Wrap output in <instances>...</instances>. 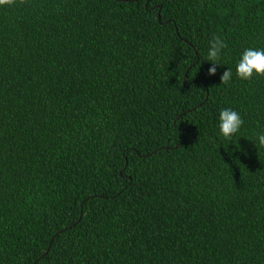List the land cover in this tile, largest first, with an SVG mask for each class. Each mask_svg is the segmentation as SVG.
Returning <instances> with one entry per match:
<instances>
[{
  "label": "trees",
  "instance_id": "trees-1",
  "mask_svg": "<svg viewBox=\"0 0 264 264\" xmlns=\"http://www.w3.org/2000/svg\"><path fill=\"white\" fill-rule=\"evenodd\" d=\"M247 48L264 49V0L0 8V264H264ZM225 108L244 120L231 141Z\"/></svg>",
  "mask_w": 264,
  "mask_h": 264
},
{
  "label": "clouds",
  "instance_id": "clouds-1",
  "mask_svg": "<svg viewBox=\"0 0 264 264\" xmlns=\"http://www.w3.org/2000/svg\"><path fill=\"white\" fill-rule=\"evenodd\" d=\"M30 0H0V8L8 9L28 5ZM207 59L212 65L208 70L209 76H215L226 42L219 36H213L209 42ZM236 75L242 81L251 82L253 77L264 78V49L247 48L237 63ZM221 84L228 85L232 80V71L227 69L220 77ZM219 132L225 140L231 141L240 132L244 120L240 113L231 108H225L219 113ZM259 147L264 148V133L257 136Z\"/></svg>",
  "mask_w": 264,
  "mask_h": 264
}]
</instances>
